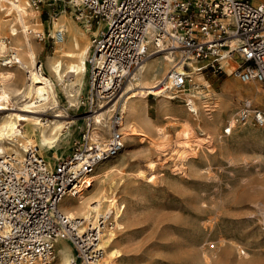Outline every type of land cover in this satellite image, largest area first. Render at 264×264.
I'll return each mask as SVG.
<instances>
[{"label":"built area","instance_id":"obj_1","mask_svg":"<svg viewBox=\"0 0 264 264\" xmlns=\"http://www.w3.org/2000/svg\"><path fill=\"white\" fill-rule=\"evenodd\" d=\"M40 1L34 0L32 5ZM68 3L77 19L87 24L94 20L103 23V29L91 39L86 58L87 89L79 106L85 107V115L107 104H115V108L106 120V132L99 131L95 138L88 133V117H83L85 127H79L78 135L71 139L68 153L55 157L53 162L33 149L20 160L12 154H0V264H53L57 240H65L71 246L74 256L70 264H101V237L116 229L117 206L95 214L89 222L68 217L59 206L64 197L81 192L88 184L87 176L94 173L98 164L123 150L120 103L124 88L158 50L172 49L175 62H181L183 69L169 70L159 89L166 87L182 93L189 83L193 85L188 75L191 63L201 73L207 70L233 75L242 83L257 82L264 93L263 1ZM227 67L232 68L229 74ZM37 69L44 73L40 62ZM197 88L193 85V89ZM184 103L187 107V101ZM236 105L232 124L224 126L223 134L230 135L238 125H251L264 134V106L259 107L248 98L239 99ZM121 209L123 205L119 212Z\"/></svg>","mask_w":264,"mask_h":264},{"label":"rangeland","instance_id":"obj_2","mask_svg":"<svg viewBox=\"0 0 264 264\" xmlns=\"http://www.w3.org/2000/svg\"><path fill=\"white\" fill-rule=\"evenodd\" d=\"M25 1L29 4L27 11L30 14L25 20L26 25L34 33L30 37L35 47L36 62H40L44 74H48L45 64L43 66L44 59L53 54L54 46L58 45L49 36V28L52 20L62 12L79 30L87 31L88 47L91 39L103 29V23L97 20L87 24L84 20L77 19V13L68 3L69 0H41L35 5H32L34 0ZM4 5L0 7V37L9 40L2 23L12 20L13 13ZM175 54L174 52L170 61L162 59L166 65L162 61L165 65L164 74L158 80L163 79L171 66L177 63ZM10 55L8 51L0 54V64L9 59ZM15 66L17 65H12ZM6 68L0 66V70ZM229 70L232 69L227 68L226 72ZM25 75L23 70L20 71V81L16 88L23 89L27 82ZM202 75L204 81L196 84L198 88L194 93L219 94L227 80L234 79L239 83L236 77L224 73L206 70ZM83 81V88L76 96L75 106H70L65 95L57 91L62 114L68 116L58 119L74 118L75 122L64 129V135L52 150L43 153V157L50 162L57 156L67 154L71 139L78 135L79 127H85L86 121L83 117H87L86 109L78 103L87 89L86 73ZM252 84L259 88L264 102V93L259 83ZM127 87L128 84L121 99V110L126 96L137 91L133 89L126 94ZM192 89L193 85L189 83L182 93L168 90V94L173 97L169 101L172 110L165 113L175 114L177 120L166 119L158 107L159 97L149 95L144 107L145 116L164 135L159 136L150 131L147 137L125 136L123 150L117 157L106 162V167H110V170L93 176L92 189L87 195L101 187L100 181H113L116 186L114 198L117 206L120 208L123 205L120 211L122 216L118 218L120 227L113 231L114 246L119 257L111 264H203L205 257L208 264H232L231 261L237 254L235 247L249 254L258 250L264 264V134L251 125H238L232 128L230 135L223 134L224 126L228 123V114L234 110L237 112L236 102L239 99L248 98L259 107H263L264 103L260 105L246 95L230 94L229 113L220 114L218 129L212 134L204 129L201 122L195 120L194 123V117L191 116L193 112L187 111L185 94ZM209 101L215 100L209 97ZM114 108L115 104L112 111L105 115V122ZM101 110L103 109L97 111ZM13 112L16 111L0 113ZM53 114L51 109L45 108L32 115L44 123L55 119ZM215 114L216 111L212 113V117ZM184 120L193 123L191 126L194 136L207 132L209 142L194 147L195 144L190 141L191 148L195 149L185 160L177 162L172 160L171 155L174 148L182 146L177 136ZM149 162H153L152 167ZM70 203L72 200L66 202ZM259 214L263 215V219ZM63 241L70 248L73 257L71 246ZM57 260L56 252L53 264Z\"/></svg>","mask_w":264,"mask_h":264},{"label":"bare ground","instance_id":"obj_3","mask_svg":"<svg viewBox=\"0 0 264 264\" xmlns=\"http://www.w3.org/2000/svg\"><path fill=\"white\" fill-rule=\"evenodd\" d=\"M3 5L10 10V13H13V19L7 23H2V26L6 28V35L10 41L7 38L0 37V54L8 51L11 53L12 60H5L0 64V66L7 67L0 70V112H16L0 113V154H12L20 160L29 149H33L44 158L43 153L52 150L55 143L64 135V129L75 122L74 118L69 120L58 119L68 116L62 114L63 110L58 104L57 91L65 95L70 106L77 105L76 96L83 88V78L87 68L86 54L89 51L87 31L79 30L63 12L52 20L49 36L55 38L58 45L54 46V53L47 55L44 59L43 66L45 64V69L48 71V74H44L37 69L35 47L30 37L34 33L27 28L25 21L30 16L27 11L29 4L24 0H0V7ZM58 32L61 33L60 37L57 36ZM173 54L174 51H170L168 48L158 50L143 63L134 78L135 82L128 83L126 94L133 89L137 91L127 95L122 103V131L124 136L130 138L134 136L147 137L150 131H154L159 136L164 135L162 130L154 128L145 116L144 107L149 95L159 97L158 107L166 119L177 120L175 114L165 113L172 110L169 107V101L173 97L168 94V88L159 89L162 79L158 80L166 65L162 59L170 61ZM13 64L17 66L12 67ZM171 67L177 72H183L181 62H177ZM22 70L26 74L27 82L23 89H20L16 88V84L20 81L19 74ZM188 75L193 85L204 81L202 73L197 71L196 66L191 63L189 64ZM221 88L222 92L219 94L194 93L195 89L185 94V101L188 103L187 111L193 112L191 116L194 117V121L201 122L204 129L212 134H215L218 129L220 114L228 112L230 103L228 97L230 94L246 95L260 105L264 103L263 95L252 82L242 83L239 81L238 83L234 79H229ZM209 97H212L215 101H209ZM113 106L114 104H107L105 108L101 107L103 110L99 112L96 110L86 114L90 121L88 133L91 138L98 136L99 131L101 134L106 132L105 115L112 111ZM45 108L53 111L55 119L42 123L38 117L32 114H38ZM215 111L216 114L212 117V113ZM228 115V122L232 124L235 110ZM191 116L190 118H192ZM191 125L193 123L190 120L183 121L182 128L177 136L182 146L173 149L172 160L182 162L187 158L190 152L195 149L191 148L190 141L195 144L194 147L203 146L209 142L208 136H206L207 132L194 136V129ZM191 138L193 139L191 140ZM106 162L98 164L94 173L87 176L86 181L88 184L83 187L85 191H82V189L74 197H64L59 207L68 217L89 222L95 214L116 209L117 202L114 198L116 186L113 181L107 183H105V180L100 181L101 187L91 195H87L92 189L93 176L110 170V167H106ZM149 165L152 167L153 162H149ZM68 200H72V203L66 204ZM120 216L122 215H120L117 206L114 214L116 227H120L118 222ZM260 216L263 219V215ZM114 239V232L111 230L106 231L101 237V247L104 250L101 260L103 264H111L116 257H119L118 250L114 246ZM234 249L237 254L234 260L231 261L232 264H262L258 250H253L254 253L249 254L238 247ZM56 252L58 255L56 264L71 263L73 259L71 250L63 240L56 241ZM203 264H208L206 257Z\"/></svg>","mask_w":264,"mask_h":264},{"label":"crops","instance_id":"obj_4","mask_svg":"<svg viewBox=\"0 0 264 264\" xmlns=\"http://www.w3.org/2000/svg\"><path fill=\"white\" fill-rule=\"evenodd\" d=\"M255 2H258V1H263L264 2V0H254ZM87 55V54H86ZM86 55H85V57H86Z\"/></svg>","mask_w":264,"mask_h":264}]
</instances>
